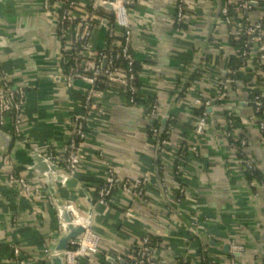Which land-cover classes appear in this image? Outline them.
<instances>
[{
	"label": "crops",
	"instance_id": "obj_1",
	"mask_svg": "<svg viewBox=\"0 0 264 264\" xmlns=\"http://www.w3.org/2000/svg\"><path fill=\"white\" fill-rule=\"evenodd\" d=\"M74 2L85 8L89 0ZM3 3L0 35L7 41L0 44V66L12 83L26 89L23 124L14 138L40 153L64 152L73 116L86 112L83 103L90 86L77 82L66 88L55 78L61 56L69 51L63 50L58 29L45 14L41 0ZM216 6V0H189L190 24L182 28V35L175 32L170 0H142L130 11L136 62L141 68V103L154 94L163 116L175 118L170 148L177 149L186 142L190 149L183 155V180L175 178L170 163L159 165L162 190L157 182L156 145L147 133L148 124L139 111L127 104L120 90L110 92L103 107L87 111L90 128L82 164L75 180L67 186L57 185L59 197L86 211V188L93 203L96 201V190L104 179V168L97 162L99 149L106 152L121 178L152 180L144 199L117 192L113 204L95 208L93 228L101 235L100 249L104 254L127 256L148 235L159 242L156 264H264V187L255 191L249 188L253 180H246L238 155L224 135L226 113L231 112L240 134L247 139L246 155L264 176L263 136L249 121L254 113L251 99L257 83L251 71L238 74L225 102H214L210 132L201 138L192 136L193 117L199 110L193 104L194 94L187 90L195 81L192 66L202 55L209 60L210 68L196 79L195 89L212 97L218 80L235 61L228 28L222 25L214 32ZM257 18L253 16L252 20ZM72 29L67 36L71 42L75 32ZM106 38L105 31L100 30L96 39L100 48ZM12 149L13 145L9 151ZM5 153L0 145V264H14L12 244L30 254L28 264H43L42 252L61 233L57 211L42 198L17 196L8 185V170L2 164ZM16 159L15 172H24L28 158L18 152ZM32 173L35 183L43 182ZM180 185L187 189L182 197H178ZM193 224L197 225V233ZM230 241L245 248L241 257L224 252ZM127 263L125 259L116 264ZM93 264L110 263L98 256Z\"/></svg>",
	"mask_w": 264,
	"mask_h": 264
},
{
	"label": "built area",
	"instance_id": "obj_2",
	"mask_svg": "<svg viewBox=\"0 0 264 264\" xmlns=\"http://www.w3.org/2000/svg\"><path fill=\"white\" fill-rule=\"evenodd\" d=\"M41 1L45 14L51 18L58 29V39L63 50L69 51L61 56V65L55 78L57 77L58 83L66 88H71L77 82L90 86L83 103V111L86 112L73 116V128L65 151H48L41 154L70 177H75L80 170L83 149L88 139L90 119L87 111L103 107L108 100L109 93L120 90L121 94L126 97L127 104L139 111L146 120L147 133L158 151L159 165L170 163L173 166L175 178L183 180V155L186 148L190 149V145L184 142L180 147L172 150L169 137L173 132L175 118L168 116L169 127L167 125L162 130V122L166 117L163 116L160 103L155 95L151 94L145 104L141 103V92L138 86L139 73L135 68V29L130 19V11L142 0H89L85 8L80 7L76 2ZM170 2L173 7L172 19L175 32L182 35L185 31L182 28L190 24L189 0H170ZM216 5L219 15L215 22L214 32L217 33L222 25L228 28V36L241 45L233 47L235 61L241 64L237 68H228L226 74L218 80L217 91L213 97L197 91L195 88L198 84L195 81L190 83L187 90L194 94V106L201 109V112L193 117L192 136L201 138L210 132L211 113L209 110L213 108L214 102H225L230 90L235 86L238 74L249 70L257 80L251 99L254 113L249 121L261 131L264 140V119L259 117L264 116V2L216 0ZM105 6H112L113 10ZM78 15L80 17H77ZM253 16L258 17L256 21L252 20ZM72 28H75V32L74 40L71 42L67 40V36L73 30ZM102 29L107 38L104 40V47L100 48L96 39ZM6 41L7 38L0 35V44ZM192 67V75H202L210 68V62L202 55ZM25 103L26 89L19 84L12 83L6 71L0 66L1 131L13 137L20 133ZM238 126L235 116L227 112L224 135L229 140L228 145L231 150L238 155L243 174L252 176L257 171V167L255 162L246 155L248 142L240 134ZM160 133L162 139L158 141ZM164 135L168 137L164 138ZM97 162L104 168V179L96 190L95 208L108 207L113 204L117 192H123L132 198H145L147 187L152 181L150 177L136 180L121 178L117 174L116 167L107 159V154L103 149L98 150ZM2 164L8 170V185L19 198H42L55 208L59 230L62 233L65 225L59 217L58 208L44 181L35 183L33 171L30 168H26L22 173H16V164L9 156L2 158ZM248 186L254 191L264 187V177L261 181L253 179ZM186 191L185 185H180L178 196H184ZM65 205L70 212L72 223L81 224L83 215L79 207L70 201H65ZM34 214L36 215L37 212ZM172 219L173 216L170 215L169 220ZM196 227L197 225L193 224L192 229L197 233ZM100 242L101 235L92 224L80 238L72 241L63 253L65 264H93L98 256H103L105 262L110 264H112L111 261L117 263L125 259L127 264H156L154 259L159 251V245L152 244L148 235L142 237L138 247L127 256L104 254L100 249ZM228 245L233 254L243 255L245 252V248L236 244L235 241H230ZM10 254L14 264H28L30 254L16 244L11 245ZM51 257V251L44 250L42 252L43 264H50ZM231 264L236 263L233 261Z\"/></svg>",
	"mask_w": 264,
	"mask_h": 264
},
{
	"label": "water",
	"instance_id": "obj_3",
	"mask_svg": "<svg viewBox=\"0 0 264 264\" xmlns=\"http://www.w3.org/2000/svg\"><path fill=\"white\" fill-rule=\"evenodd\" d=\"M109 10H113L112 6H105ZM217 18L219 15V11H217ZM105 65V64H104ZM211 110L209 112L211 113ZM168 124V116L163 119L162 122V130L166 128ZM162 139V134L158 137V141ZM0 145L3 151H5L6 156H9L10 159L14 164L17 166V153H23L29 160V164L26 165V168H30L33 172L38 174L44 181L45 185L48 188L50 196L54 200L58 211L59 217L61 221L64 223V230L63 232L57 236L52 245L48 248L51 253V261L50 264H65L63 253L68 249L70 243L78 238H80L88 227H91L94 221V217L96 214V209L92 199L88 195V191L84 188L85 199L87 202L86 211H82V221L81 224L75 225L72 223V219L70 217V212L65 205V200L59 197L57 185L61 184L63 186H67L69 182L75 180V177H70L65 171L60 169L58 166L53 164L52 162L48 161L40 152L36 151L33 147L29 146L28 144L15 139L13 136H10L3 131L0 130ZM13 145V149L9 151V148ZM9 147V148H8ZM7 148V149H6ZM156 173H157V182L159 183L158 186L163 190L160 184V175H159V159H158V151H156ZM78 206V205H77ZM79 207V206H78ZM176 213V211H174ZM194 231V230H193ZM209 242L212 245L215 243L211 240ZM224 252L234 257H241L242 255L237 253L230 252V246L226 244L224 246ZM156 261V258L154 259ZM111 263L116 264V262L111 261Z\"/></svg>",
	"mask_w": 264,
	"mask_h": 264
},
{
	"label": "trees",
	"instance_id": "obj_4",
	"mask_svg": "<svg viewBox=\"0 0 264 264\" xmlns=\"http://www.w3.org/2000/svg\"><path fill=\"white\" fill-rule=\"evenodd\" d=\"M63 1H66V0H63ZM67 1H69V2H74L75 0H67ZM66 7V6H65ZM241 44V43H240ZM231 45H233V47H239V46H241V45H239L237 42H235L234 40H233V38H231ZM241 63L239 62V61H234V63L233 64H231L230 66L231 67H233V68H237V67H239V65H240ZM123 67L124 68H126V65L125 64H123ZM135 68H136V70H137V72L139 73V69L141 70V68H140V66L138 65V63L136 62V65H135ZM206 74V73H205ZM203 75L204 74H199V75H197V74H193L192 75V79L193 80H195L196 81V79H200L201 77H203ZM214 96V95H213ZM212 96V97H213ZM201 112V109H199V110H197L196 112H195V115H198L199 113ZM259 117H261V118H263L264 119V116H259ZM168 127H169V124H168ZM168 136L167 135H164V138H167ZM188 148H186V150H187ZM245 177H246V180H248V181H250V180H253V179H256V180H261L264 176L257 170L255 173H254V175H249V174H245ZM178 180V179H177ZM176 196H177V194H176ZM179 197V196H178ZM151 238V241H152V244H157V243H159L156 239H154V238H152V237H150Z\"/></svg>",
	"mask_w": 264,
	"mask_h": 264
},
{
	"label": "rangeland",
	"instance_id": "obj_5",
	"mask_svg": "<svg viewBox=\"0 0 264 264\" xmlns=\"http://www.w3.org/2000/svg\"><path fill=\"white\" fill-rule=\"evenodd\" d=\"M1 9H5V5H4V3H3V0H0V10Z\"/></svg>",
	"mask_w": 264,
	"mask_h": 264
}]
</instances>
